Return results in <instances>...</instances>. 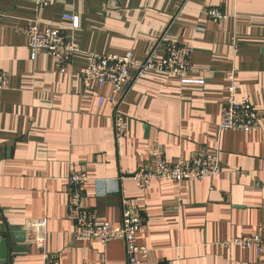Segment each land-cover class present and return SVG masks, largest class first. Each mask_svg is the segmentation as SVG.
Masks as SVG:
<instances>
[{"label":"crops","instance_id":"0c3cea01","mask_svg":"<svg viewBox=\"0 0 264 264\" xmlns=\"http://www.w3.org/2000/svg\"><path fill=\"white\" fill-rule=\"evenodd\" d=\"M209 7L227 17L212 22ZM66 12L78 16L69 34L83 52L143 55L159 42L158 59L164 43L176 42L191 47V70L140 76L119 107L128 130L115 139L111 86L82 84L83 52L64 73L49 54L29 55L24 26L62 23ZM230 68L237 99L248 98L261 116L257 130L219 129ZM0 71L9 76L0 90V227L27 230L25 251L0 264H44V252L59 264H126L119 239L105 246L74 239L66 179L78 171L89 177L87 209L119 224L125 197L146 219L136 237L148 264H264V247L220 245L264 234V0H55L50 7L0 0ZM204 150L219 153L215 176L155 180L145 190L130 177L155 155L172 162ZM40 229L43 252L34 241Z\"/></svg>","mask_w":264,"mask_h":264},{"label":"built area","instance_id":"2783aa9c","mask_svg":"<svg viewBox=\"0 0 264 264\" xmlns=\"http://www.w3.org/2000/svg\"><path fill=\"white\" fill-rule=\"evenodd\" d=\"M55 0H35L41 7L53 6ZM209 20L221 22L227 17L219 8L209 7L205 11ZM62 23L40 22L32 20L24 26V33L28 38V50L32 59L40 52L49 54L58 72L67 71L73 56L83 52L79 44L69 32H74L79 25L76 13L66 12L62 15ZM155 43L146 49L143 55L131 52L124 54H99L83 52L86 64L79 69V76L85 87L96 84L111 86L112 94L107 100L112 104V128L115 139L123 137L128 130V120L119 107L134 82L143 74L150 71L167 72L182 77L191 70L190 46L176 42H166L163 45L164 53L157 59ZM236 47L237 44L235 43ZM227 80V96L220 111L219 129L222 131L249 132L260 126L261 116L256 112L248 98L237 99V85L235 82L236 70L225 71ZM187 80L183 79V82ZM9 87L7 72L0 71V90ZM104 100L98 98L99 104ZM221 171V163L217 150L197 152L189 158L178 157L175 161H167L161 154L155 155L150 164L138 168L130 173L139 190H145L155 180H171L176 182L194 181L209 178ZM89 180L85 171L71 172L66 179L67 184V213L68 220L73 225V237L76 240L95 241L105 246L114 240H121L124 245L126 264H148V248L137 241V233L146 225V219L133 208L128 199L121 198L120 222L112 224L102 219L94 210L85 207L83 200L85 184ZM42 226L43 224L40 223ZM41 232L34 238L35 243L44 251L45 234ZM220 245L226 249L240 247L254 248L256 252L264 247L262 236L241 234ZM44 264H59L58 260L44 252Z\"/></svg>","mask_w":264,"mask_h":264},{"label":"water","instance_id":"95a60500","mask_svg":"<svg viewBox=\"0 0 264 264\" xmlns=\"http://www.w3.org/2000/svg\"><path fill=\"white\" fill-rule=\"evenodd\" d=\"M27 230L17 225H2L0 227V263L9 262L18 252L25 251ZM13 243V246H12Z\"/></svg>","mask_w":264,"mask_h":264}]
</instances>
